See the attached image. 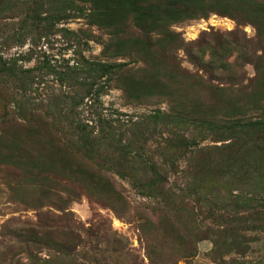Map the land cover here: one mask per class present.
<instances>
[{
    "label": "rangeland",
    "instance_id": "obj_1",
    "mask_svg": "<svg viewBox=\"0 0 264 264\" xmlns=\"http://www.w3.org/2000/svg\"><path fill=\"white\" fill-rule=\"evenodd\" d=\"M166 1L0 0V264H264V0Z\"/></svg>",
    "mask_w": 264,
    "mask_h": 264
},
{
    "label": "trees",
    "instance_id": "obj_2",
    "mask_svg": "<svg viewBox=\"0 0 264 264\" xmlns=\"http://www.w3.org/2000/svg\"><path fill=\"white\" fill-rule=\"evenodd\" d=\"M193 3H194L195 7L193 8V16L192 17H197V16L199 17V16H201V14L204 16L207 15L206 14L207 13V7L205 8L202 6V0H167L164 3V6H169V7H172L174 11L176 10V11H180L181 13H185L180 8H182V7H186V8L191 7L192 8ZM153 9L157 11L159 8L157 6H154ZM222 9L223 8L219 9L218 11L220 13H223ZM186 17H190V16H186ZM200 42H202V39H201V41H199V43ZM115 67H119V66H112V65L104 66V70L110 72L112 69H115ZM45 123H44V121H43V123H41V122L39 123V127H40V129L44 135L43 140H44V137L47 139V141H44L42 143V146L44 149H49L51 151V153H53L52 155H56V153H58L59 151H62V149L60 147H58L55 143L53 144V141H55V140L51 137L50 129H48V127H47L48 125H46Z\"/></svg>",
    "mask_w": 264,
    "mask_h": 264
}]
</instances>
